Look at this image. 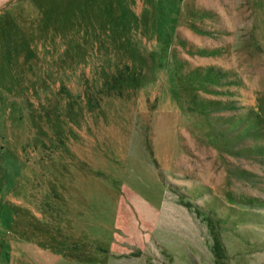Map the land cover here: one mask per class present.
Instances as JSON below:
<instances>
[{
	"label": "rangeland",
	"instance_id": "obj_1",
	"mask_svg": "<svg viewBox=\"0 0 264 264\" xmlns=\"http://www.w3.org/2000/svg\"><path fill=\"white\" fill-rule=\"evenodd\" d=\"M1 15L0 264H264V0Z\"/></svg>",
	"mask_w": 264,
	"mask_h": 264
},
{
	"label": "crops",
	"instance_id": "obj_2",
	"mask_svg": "<svg viewBox=\"0 0 264 264\" xmlns=\"http://www.w3.org/2000/svg\"><path fill=\"white\" fill-rule=\"evenodd\" d=\"M21 1L23 0H18V2H21ZM15 2H17V0H0V19L4 17L3 15H1V13L3 11H7L8 7L14 4Z\"/></svg>",
	"mask_w": 264,
	"mask_h": 264
},
{
	"label": "trees",
	"instance_id": "obj_3",
	"mask_svg": "<svg viewBox=\"0 0 264 264\" xmlns=\"http://www.w3.org/2000/svg\"><path fill=\"white\" fill-rule=\"evenodd\" d=\"M218 253H219V252H217V253H216V254H217V256H218Z\"/></svg>",
	"mask_w": 264,
	"mask_h": 264
}]
</instances>
